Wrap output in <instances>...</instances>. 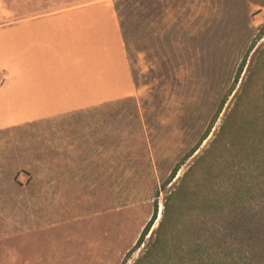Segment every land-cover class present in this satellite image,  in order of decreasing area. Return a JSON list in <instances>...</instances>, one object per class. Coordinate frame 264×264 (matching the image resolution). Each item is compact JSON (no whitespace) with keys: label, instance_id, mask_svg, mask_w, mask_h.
I'll list each match as a JSON object with an SVG mask.
<instances>
[{"label":"rangeland","instance_id":"rangeland-1","mask_svg":"<svg viewBox=\"0 0 264 264\" xmlns=\"http://www.w3.org/2000/svg\"><path fill=\"white\" fill-rule=\"evenodd\" d=\"M94 1L0 0V24L33 17L0 28V62L24 55L20 82L50 88L40 106L24 97L0 115V264H124L156 206L157 220L127 264L153 245L165 216L163 239L186 250L196 222L188 223L185 202L198 185L215 196L234 184L227 202H242L248 214L263 210L264 152L240 141L243 124H264V0H102L117 11L134 92L128 73L115 71L113 101L46 119L93 81L82 63L96 58L88 40L103 54L117 31L107 4L94 8L104 16L95 40L81 32L91 10L45 13ZM225 100L209 137L164 189ZM39 115L45 120L31 118Z\"/></svg>","mask_w":264,"mask_h":264},{"label":"trees","instance_id":"trees-1","mask_svg":"<svg viewBox=\"0 0 264 264\" xmlns=\"http://www.w3.org/2000/svg\"><path fill=\"white\" fill-rule=\"evenodd\" d=\"M262 36H264V27L260 39ZM246 61L245 59L239 70L236 85L239 83ZM226 100L220 106L209 130L199 144L187 153L174 169L170 179L164 184V189L173 182L178 172L209 137L224 110L227 103ZM227 121H225V124ZM225 128L223 126V129ZM243 129L246 135V138L240 141L244 146L243 148L248 149L251 147L264 152V124L260 123V119L256 117L250 123L243 124ZM259 166L264 168V162H261ZM260 179L262 182H260L259 188L262 192L264 191V175ZM183 182L184 180L181 183ZM240 183L245 191L248 190L250 192L251 189L247 184L243 185L242 182ZM184 189L185 187L182 184L173 195L168 197L166 205L172 206L176 199L181 194L183 195ZM235 189L236 187L232 184V188L224 190L220 195L213 196L200 194V185L194 187L191 190L189 201L187 199L185 203H188V223L196 222L194 224L196 238L191 241L186 250H183L181 244L176 243H173L170 248L171 240H164L162 235V229L166 221L165 216L158 230L153 233V235L156 234L157 236L153 245L134 264H220L218 261L221 260H225L226 264H264V194L261 199L263 210L258 215L248 214L243 210L242 202H234L233 204L229 200L228 202L226 201ZM172 207H174V204ZM157 213L158 206H156L153 220L145 228L136 247L127 255L124 264H127L131 256L145 244V239L157 220ZM178 217L174 222L173 234H175L176 229H179L177 226ZM169 248L170 251H168Z\"/></svg>","mask_w":264,"mask_h":264},{"label":"crops","instance_id":"crops-1","mask_svg":"<svg viewBox=\"0 0 264 264\" xmlns=\"http://www.w3.org/2000/svg\"><path fill=\"white\" fill-rule=\"evenodd\" d=\"M104 4L109 5V9H111L112 11L113 24L116 25V31H117L115 38H113V41L112 42L110 41V48L109 49H107L106 47L103 48L102 50L105 51V53L103 54H98L97 51L95 53L94 49L92 48L93 41H91V39L88 40V42H90L88 45V52L90 51L91 54L90 57H96V58H94L93 61L90 60L89 62H86L87 59L84 58L82 59V63L83 64L87 63L88 65H90L92 69H94L95 73H94L93 81L91 83H83L81 87H79L78 93H75L74 95L76 101L75 104H73L68 109L65 108V110L58 112L52 115L50 118H46V119H56L68 115H73L76 114L79 110H83L88 107L99 106L103 103L113 101V96L119 95L118 92H113V79H117L116 77L113 78V73H115V71L117 72L121 70L124 76H125V72L128 73L129 77H131L132 91L134 92L133 78L131 76L130 64L128 59L126 58L127 56L124 45L125 42L123 39L117 11L115 10L114 6L102 0L94 1V2H81L76 6H72L69 8L67 7L62 10L49 12L45 14L48 15L50 13H75L81 10H91L87 13L90 16L92 15L95 16L80 21L81 23L87 24L86 26L83 27V29L81 28L82 29L81 32L84 33L89 32L90 36L94 37V33L96 32L97 29L100 28L96 25V21L98 20L99 22H101L102 18L104 17L103 14L99 16L100 11L102 10L98 9L95 11L94 8ZM28 19H33V17L20 19L13 22L3 23L0 24V28H3L5 26L9 27L11 26V24L17 25L18 23L26 21ZM106 43H108V41H106ZM5 53H6L5 49L3 48L0 49V54H5ZM22 56L24 55L18 54L16 52L14 54L13 59L7 58V56H5L0 62V115H4L5 110L7 111V108L10 112H14L16 107L18 105H21V103H23L22 99L24 97H26L25 100L28 101L29 105L40 106L41 103H39V100L37 98L40 96H44L43 90L45 88H48L46 84L34 83L31 85L32 82H30V84H25L20 82L23 76H25L26 74V72H23L24 60ZM104 74L105 77L103 79L102 77ZM22 93H24V96H22ZM123 93L124 91H122L121 95L126 97L129 96ZM31 118L45 120L41 115L34 116Z\"/></svg>","mask_w":264,"mask_h":264}]
</instances>
